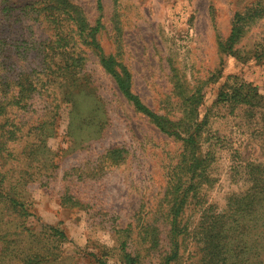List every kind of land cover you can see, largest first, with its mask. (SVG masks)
I'll use <instances>...</instances> for the list:
<instances>
[{"label": "rangeland", "instance_id": "obj_1", "mask_svg": "<svg viewBox=\"0 0 264 264\" xmlns=\"http://www.w3.org/2000/svg\"><path fill=\"white\" fill-rule=\"evenodd\" d=\"M71 1L153 112L177 120L190 106L188 97L202 96L197 155L212 157L202 176L181 177L175 264H264V201L247 205L254 194L248 171L264 164V145L253 134L257 124L215 103L226 83L247 82L264 95V56H251L264 43V18L236 45L242 60L218 47L233 14L255 0H100L99 10L96 0ZM17 12L8 16L0 6V37L16 48L10 53L15 68L33 71L35 89L30 99L0 112V190L34 217L24 219L0 203V234L14 240L16 250L37 249L51 243L37 237L36 219L60 230L61 241L34 264H92L99 252L114 263L122 244L141 264H159L171 251L166 193L178 178L181 142L133 109L69 22L70 42L60 43L65 53L44 83L41 57L22 48H32L24 40L50 33L23 16L14 23ZM0 100L10 98L0 94ZM19 254L0 264H21Z\"/></svg>", "mask_w": 264, "mask_h": 264}, {"label": "trees", "instance_id": "obj_2", "mask_svg": "<svg viewBox=\"0 0 264 264\" xmlns=\"http://www.w3.org/2000/svg\"><path fill=\"white\" fill-rule=\"evenodd\" d=\"M1 12L11 16L14 13V23L20 24L21 17L33 19L39 25L45 26L49 36L40 40L26 41V45H31L32 48L23 47L22 54H27L28 49H32L35 55L41 57V70H44V83L49 79V75L55 72V67L58 66L57 60L65 51L61 49L60 43L63 41L69 43L70 40L65 38L66 25L70 23V32H77L78 38L85 43L99 59L102 69L113 79L116 88L122 96L132 105L133 109L144 115L159 131L173 136L182 144L183 152L179 164L175 167V175L178 177L166 195L170 197V206L168 208V216L170 218V253L166 255L159 264H175L178 251L177 235L180 233L179 215L181 213L184 199H179L181 190L182 176H189V179L202 176L208 163L211 159V154L206 152L205 155L198 156V142L202 137L203 125L205 117L199 118L197 107L201 102L202 96L200 93H193L187 99H190V106L184 114L177 120H171L164 115H158L145 106L139 97L132 93L131 76L123 64L116 60L113 55L104 54L102 48L95 40L94 34L97 31L96 26H89L80 8L73 4L71 0H33L25 2L23 5L17 4L14 0H0ZM97 9H101L100 0H96ZM264 18V0H255L251 6L244 11H237L233 14L231 27L227 37L218 43L220 51L230 55L237 60H242L241 49L236 48V45L242 40L248 28ZM8 37H0V94L9 96L10 100L3 102L0 100V112L6 105H19L25 98H29L31 91L35 88L34 81L30 78L33 71L26 69L15 68V64L11 59V52L14 47H9L4 44ZM72 41V40H71ZM252 57L257 59L264 56V43L255 47L254 52H251ZM73 60V58H70ZM31 98V97H30ZM29 98V99H30ZM216 104H222L231 108V111L239 109L242 117L248 123L257 124L252 127L253 134L261 139L264 145V95L260 94L256 87L247 82H236L233 84H224L219 89ZM261 137V138H260ZM251 175V183L253 185L254 194L249 198L247 205L254 204L256 201L262 203L264 201V164L258 163L251 165L248 171ZM193 186L189 185L184 192L190 190ZM0 190V203H9L11 208L18 211L20 217H34V214H28L26 208H21L20 202L14 198L2 195ZM5 199V200H4ZM246 205V206H247ZM36 231L38 238L46 237L49 242L55 244L56 241H61L64 234L50 224L43 223L36 219ZM17 234L16 236H18ZM4 233L0 234V253L5 256H0V261L9 260V254L20 251L21 264H34L44 261L50 250L49 243L42 248H17L15 249V241L9 240ZM38 244V243H37ZM47 247V248H46ZM120 254L116 257V262L109 263L105 260V255L102 252L94 255L92 264H141V256L133 254L130 251L123 250L121 245Z\"/></svg>", "mask_w": 264, "mask_h": 264}]
</instances>
